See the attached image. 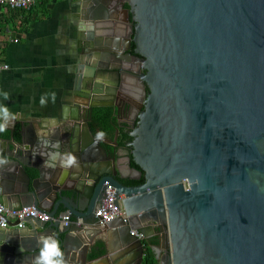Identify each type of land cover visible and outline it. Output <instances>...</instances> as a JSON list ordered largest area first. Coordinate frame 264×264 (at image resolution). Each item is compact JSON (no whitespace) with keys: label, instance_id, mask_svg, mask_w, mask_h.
<instances>
[{"label":"water","instance_id":"1","mask_svg":"<svg viewBox=\"0 0 264 264\" xmlns=\"http://www.w3.org/2000/svg\"><path fill=\"white\" fill-rule=\"evenodd\" d=\"M78 2L71 104L56 124L26 120L19 139L12 128L0 137L9 160L2 171L21 184L0 202L52 218L63 208L74 222L27 218L23 228H0V264H33L43 235L59 241L66 264H142L146 245L156 264H264V0ZM124 28L118 43L112 35ZM121 72L139 74L142 92L130 146L144 183L134 187L119 182L115 158L87 125L94 107L108 106L98 101L110 99ZM37 133L59 141L79 167L44 166L57 150L41 147ZM117 135L107 142L116 145ZM106 183L127 222H88ZM107 236L105 252L88 259Z\"/></svg>","mask_w":264,"mask_h":264},{"label":"crops","instance_id":"2","mask_svg":"<svg viewBox=\"0 0 264 264\" xmlns=\"http://www.w3.org/2000/svg\"><path fill=\"white\" fill-rule=\"evenodd\" d=\"M124 7L127 8L126 5ZM79 8L78 0H49L46 3L47 14L39 18L34 16L38 13L36 10L30 15L33 19L24 27L20 13L0 6V63L8 66L7 70L0 71V93L7 92L9 95L7 100L0 95V104L7 106L17 117L9 126L15 136L26 120L46 119L56 124L55 120L61 116L62 110L71 104L81 51ZM116 15L120 17L122 13L117 11ZM127 34L128 28H124L116 30L112 37L121 43ZM52 92L56 94L55 103L49 98L42 107L39 103L41 96ZM78 100L84 102V99ZM10 135L8 129L0 133L3 139ZM2 169L0 167V195L10 188L21 186L19 179L11 180ZM59 212L65 210L60 208ZM105 240H111V237L98 239L101 251L91 253L102 255ZM91 253L88 259L98 257H90Z\"/></svg>","mask_w":264,"mask_h":264},{"label":"flooded vegetation","instance_id":"3","mask_svg":"<svg viewBox=\"0 0 264 264\" xmlns=\"http://www.w3.org/2000/svg\"><path fill=\"white\" fill-rule=\"evenodd\" d=\"M134 63L128 64V69L133 70ZM143 71H141V74ZM140 75L137 74L135 76H131L129 73H120L119 80L117 81V86L114 88V92H112L109 96H107V100L101 99L98 101L99 103L108 104V106H98L95 108H111L113 111V117L115 118L117 124L118 135L116 138V145L109 144L107 141L112 142L115 138L114 136L109 137L105 134L103 140L99 141L102 148L105 150L106 154L109 157H114L116 160V166L120 171V176L118 177L119 182L123 186H138L141 184H131L132 182L140 180L143 177V172L139 176L138 171L140 168H133L130 165L131 162V142L132 137L131 134L134 131L137 123V117L140 113L139 107L142 102V92H140ZM111 81H115V78H111ZM146 92H148V87L145 86ZM92 109V111H93ZM92 111L90 116V122L87 123L88 128L93 135L94 139L96 133L98 131H102V129L97 125L94 128L91 126L92 121ZM87 118V115H86ZM122 141L120 144L119 141ZM131 159V160H130ZM143 184V183H142ZM91 224H95L96 220L94 218L89 219L88 221ZM165 228L163 227V231ZM160 233V232H159ZM156 239L153 238L150 243L152 246L155 245Z\"/></svg>","mask_w":264,"mask_h":264},{"label":"built area","instance_id":"4","mask_svg":"<svg viewBox=\"0 0 264 264\" xmlns=\"http://www.w3.org/2000/svg\"><path fill=\"white\" fill-rule=\"evenodd\" d=\"M40 0H0V6L2 8H8L12 10H23L28 11ZM6 64L0 63V71H5L8 69L5 68ZM116 197L115 189L106 183V189L104 194L97 204L94 211V219L96 220L95 225L103 226L109 222H112L118 218H122L125 222L128 221V218L125 216L124 211H118L114 205V199ZM31 218L36 219L41 222H47L50 220L57 221L61 226H68L74 221L71 219L70 215L67 212H59L54 218L49 214L41 212L34 207H23L21 209H7L0 202V228L6 229L9 227L11 222H16L14 227L19 229L23 228L25 224V219ZM81 220L77 219L76 223H80ZM130 234L136 236L138 239L143 240V235L138 233L136 230H131Z\"/></svg>","mask_w":264,"mask_h":264},{"label":"clouds","instance_id":"5","mask_svg":"<svg viewBox=\"0 0 264 264\" xmlns=\"http://www.w3.org/2000/svg\"><path fill=\"white\" fill-rule=\"evenodd\" d=\"M5 68L7 66L5 65ZM0 95L3 96L4 100L9 98L7 92H2ZM49 98L53 103L56 100L55 92L52 93H45L40 98V105L43 107L45 106ZM17 119L16 115L9 111L8 107L4 104H0V133H4L7 131L9 126ZM39 145L45 149L51 148L56 149L57 151L50 152L48 154V159L43 161L44 166L48 168H56L58 165L64 170L79 167V161L77 157L71 153H60L58 151L60 147L59 141H51L50 139H40V134L37 133ZM105 137V133L103 131H98L96 133L95 139L93 143H97L103 140ZM9 164V160L0 155V167ZM39 245V254L34 258L33 264H66L65 255L62 251L59 241L51 235H43L40 236L38 241Z\"/></svg>","mask_w":264,"mask_h":264},{"label":"trees","instance_id":"6","mask_svg":"<svg viewBox=\"0 0 264 264\" xmlns=\"http://www.w3.org/2000/svg\"><path fill=\"white\" fill-rule=\"evenodd\" d=\"M49 0H40L38 1L33 7H31L28 11L23 10H14L17 11L22 15V25L24 27L30 22L33 17L31 18L30 15H33L34 12L37 10L38 13H35L34 16H40L44 17L47 14L46 9V3H48ZM27 15V16H26ZM29 15V16H28ZM99 126L102 131L109 137L114 136L115 130H117V124L115 121V118L113 117V111L111 108H95L92 111V121L91 126L94 128L95 126ZM16 138L19 139L18 134L16 133ZM119 143L121 144L122 141L120 140ZM131 157V156H130ZM131 160V159H130ZM131 167L137 168L138 166L134 164V162L131 160L130 162ZM144 183V178H140V180L132 182L131 184H142ZM101 253H95L90 255V257H96L99 256ZM142 264H156L154 255L150 248L146 245L145 253L143 257Z\"/></svg>","mask_w":264,"mask_h":264}]
</instances>
